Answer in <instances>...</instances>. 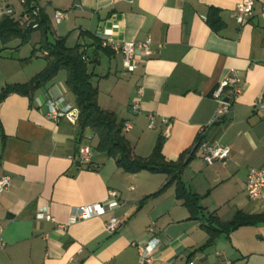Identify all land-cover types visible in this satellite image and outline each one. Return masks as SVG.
<instances>
[{"label": "crops", "instance_id": "1", "mask_svg": "<svg viewBox=\"0 0 264 264\" xmlns=\"http://www.w3.org/2000/svg\"><path fill=\"white\" fill-rule=\"evenodd\" d=\"M241 1L34 0L49 20L50 41L65 37L68 46L84 45L93 58L89 69L98 105L122 122L134 154L150 155L161 137L165 159L177 161L193 147L202 127L204 141L231 152L224 161L205 163L197 150L182 168V182L199 197L201 209L194 218L176 198L175 184L166 186V173L125 172L96 150L92 131L66 117H47L48 99L75 107L66 73L31 98L10 93L0 102V175L10 177V187L0 195L5 243L0 264H138L135 244L151 237L159 240L152 264H264V223L220 233L200 250L209 238L204 226L210 214L226 222L238 211L264 213V195L251 200L245 190L248 171L264 169V110L259 107L264 103V0H251L252 15L239 25L234 10ZM8 8L0 0V20L22 13L8 14ZM49 8L64 11V21L53 26ZM214 9L221 21L217 29L208 21ZM105 32L120 42L149 39L153 53L146 59L138 54L135 70L126 73L120 54L102 44L97 48ZM33 34L31 50L17 48L16 41L1 51L0 92L6 85L28 82L45 67L41 53L22 61L39 46L41 34ZM231 72L240 93L232 110L209 125L218 107L212 92ZM139 87L140 112L133 114L130 104ZM226 93L232 95L230 89ZM150 113L169 118L168 126L149 128ZM82 144L92 149L90 164L80 162ZM109 190L118 192L120 206L100 217L72 221L76 207L104 202ZM40 211L53 221L38 219ZM111 215L120 221L114 233L105 230Z\"/></svg>", "mask_w": 264, "mask_h": 264}, {"label": "trees", "instance_id": "2", "mask_svg": "<svg viewBox=\"0 0 264 264\" xmlns=\"http://www.w3.org/2000/svg\"><path fill=\"white\" fill-rule=\"evenodd\" d=\"M33 2L34 0H26L23 4L24 10L19 16L14 18L13 14L7 15L0 20V53L7 44L15 40L19 42L17 48L29 43L32 34L39 31L41 39L38 48H33L31 55L22 61L27 62L41 53L46 60V65L28 82L4 86L0 92V102L10 93L27 95L31 98L39 87L56 77L60 71H65L66 86L74 95L75 107L79 111L77 125L81 130L89 129L97 137L96 150L114 158L116 164L128 173H137L142 170L166 173L169 176L166 186L175 184L176 198L189 209L191 217L197 218L201 209L199 197L189 191L180 178V172L194 156L196 146L193 145L192 148L185 150L177 161H167L162 154L163 139L160 137L150 155L142 157L134 154L129 141L123 134L122 122L118 121L114 112L102 109L98 105V88L91 82L93 72L89 69L93 58L87 54L84 45L68 46L65 37L50 41L48 39L49 20L41 14L40 10L37 16L33 15L32 11L37 8ZM208 21L213 28L220 27L221 21L217 10L210 11ZM34 24H37L36 28H33ZM100 42L97 41L98 49ZM257 223H264V213L249 214L238 211L231 220L226 222L210 214L204 226L209 238L200 250L209 247L220 233H228L239 226Z\"/></svg>", "mask_w": 264, "mask_h": 264}, {"label": "built area", "instance_id": "3", "mask_svg": "<svg viewBox=\"0 0 264 264\" xmlns=\"http://www.w3.org/2000/svg\"><path fill=\"white\" fill-rule=\"evenodd\" d=\"M22 4L26 3V0H20ZM39 8H35L32 13L37 16ZM253 12V1L243 0L235 6L234 18L239 25H243L247 19L252 15ZM65 16V12L62 10H56L54 13V22H60ZM37 24L33 25L36 28ZM101 44L104 47L109 48L114 53L120 54L122 59V69L126 73L133 72L138 65L137 56H142V59L150 57L153 53L151 50V41L149 39L143 42H130V41H115L111 38L109 32H105L101 37ZM238 77L235 72H231L229 76L224 78L212 92V97L218 102V107L215 114L210 121L209 125L216 123L223 119L231 110L232 102L240 93V89L236 86ZM230 89L232 95H227V90ZM143 95V88L139 87L136 90L133 101L130 104V111L133 114L140 112V99ZM228 98V100H225ZM61 100L48 99L47 106V117L57 121L61 117H66L70 122L77 123L79 111L76 107L60 106ZM259 107L264 110V103H260ZM148 125L149 128H155L158 124L168 126L169 118L160 116L157 117L154 114H148ZM130 125L125 124V129H129ZM205 128L200 129L198 140H196L194 146L200 152V157L203 162L209 163L213 161H224L230 155V148L227 146L220 145L218 143H209L204 141L203 134ZM196 150V151H197ZM78 155L82 164H90L92 160V149L90 146L82 144L78 147ZM10 187V177L6 174L0 175V195L8 190ZM245 190L248 197L251 200H258L264 195V169L251 168L246 176ZM119 194L115 190H109L107 192V198L102 203H92L78 206L74 209L72 221L86 220L92 217H100L105 215L108 211H111L120 206L117 201ZM36 217L38 219H44L53 221V218L44 212H38ZM119 219L111 215L105 222V230L108 233L116 232L119 226ZM62 227V226H58ZM158 238L151 237L145 242L137 243L135 246L138 250L139 261L138 264H152L154 260V250L158 245ZM5 246L4 240L0 235V250ZM185 264H194V260H189Z\"/></svg>", "mask_w": 264, "mask_h": 264}, {"label": "rangeland", "instance_id": "4", "mask_svg": "<svg viewBox=\"0 0 264 264\" xmlns=\"http://www.w3.org/2000/svg\"><path fill=\"white\" fill-rule=\"evenodd\" d=\"M1 1L3 2V6H4V8L9 7L8 9H4L5 11L8 12V14H11V13H13V12H17V14H18V13H20V12H22V11L24 10V6H23V4L21 3L20 0H1ZM49 9H50L51 11H53V13H52V15H51V19H52V25L55 26L56 23H55L54 20H53L55 10H52V8H49ZM50 10H49V11H50ZM63 19H64V18H63ZM63 19H62L60 22H63V21H64ZM50 31H51V29H50ZM38 33H39V32H34V34H33V38H34ZM69 40H70V41L72 40L71 37H70ZM16 41L18 42V40H15V41H13V42H16ZM22 47H24V50H25V51L31 50L32 47H33L32 41H31L30 43H27V44L23 45ZM36 47H37V46H36ZM24 50L22 49L21 53H22ZM6 53L8 54V53H10V52L7 51ZM64 74H65L64 71H60V72L58 73V75H61V76L64 75ZM86 143L88 144L89 142L87 141Z\"/></svg>", "mask_w": 264, "mask_h": 264}, {"label": "water", "instance_id": "5", "mask_svg": "<svg viewBox=\"0 0 264 264\" xmlns=\"http://www.w3.org/2000/svg\"><path fill=\"white\" fill-rule=\"evenodd\" d=\"M225 100H228V98H225Z\"/></svg>", "mask_w": 264, "mask_h": 264}]
</instances>
